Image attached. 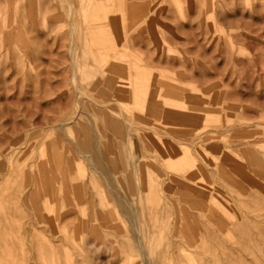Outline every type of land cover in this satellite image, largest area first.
<instances>
[{
	"label": "rangeland",
	"instance_id": "rangeland-1",
	"mask_svg": "<svg viewBox=\"0 0 264 264\" xmlns=\"http://www.w3.org/2000/svg\"><path fill=\"white\" fill-rule=\"evenodd\" d=\"M67 1L0 0V264H147L78 153L102 112L135 123L148 264H261L264 0H81L74 39Z\"/></svg>",
	"mask_w": 264,
	"mask_h": 264
},
{
	"label": "bare ground",
	"instance_id": "bare-ground-1",
	"mask_svg": "<svg viewBox=\"0 0 264 264\" xmlns=\"http://www.w3.org/2000/svg\"><path fill=\"white\" fill-rule=\"evenodd\" d=\"M74 2H77L78 7H80L82 4L81 0H68L66 8L64 9L65 15L69 18L70 33L73 39L75 38V34L77 32ZM134 12L135 10L132 7L129 14L134 15ZM71 52L73 56V64L76 71L74 79L77 84L78 93L88 95L86 88L79 83L80 69L77 68L78 62L75 58L76 46L74 44V40H72ZM98 74L99 73H95V75ZM120 109L123 114V108ZM102 114L104 115L105 119L104 125L107 127V129L112 130L113 133H109V135L107 132H104L103 135L107 137L105 141H100L98 137L93 135L89 136L86 140L82 141V148L78 153L80 156H83L86 160H88L89 167L95 173L91 177L93 180L92 182L96 183L98 181H102L109 188V193L111 194V196L117 201L122 214L129 219L131 228L127 229V234L129 235L128 237L130 239L132 233L134 234L136 245L139 248L141 255L147 260L148 264V261H150L149 259H151V257L153 256V252H151L152 245L150 242L152 238L151 233L147 228V241L144 242L143 240L142 243L139 235L140 230L138 229V226L135 222L138 216V211L135 208V204L132 203V200L136 196V193H139V191L141 190L140 186H136L134 180L136 177H138L137 179H140L136 168L138 167V165L143 164L142 158L139 155L138 148L133 144H130L131 140L128 137L129 131L134 128L135 123L132 120L125 118L124 114L119 118L113 119L109 118L104 112H102ZM70 120L71 119L64 121L60 127L64 128L66 125H68V122ZM127 150L131 153H128ZM45 184L47 185V192H49L48 194L51 195L56 194L59 190H62L65 194L74 191V189H72L73 186L69 184L67 180H64L63 183H60V181L57 180L54 183L52 177H46ZM38 207H40V205H38ZM45 216L46 214L44 213L40 214V221H42ZM112 216L113 217L111 219V222L114 225L124 226V224L122 223H126L122 218H120V215H118L117 212L113 213ZM65 222H67L66 217L62 216L61 218H59L58 224L55 222L53 224L52 221L51 224L53 228H57L59 231L65 232ZM23 223L30 224L32 228H34L35 226V222L29 221L28 218L25 219V222L23 221ZM61 223L64 224L60 225ZM91 243L92 242H90V244ZM261 264H264V261Z\"/></svg>",
	"mask_w": 264,
	"mask_h": 264
}]
</instances>
